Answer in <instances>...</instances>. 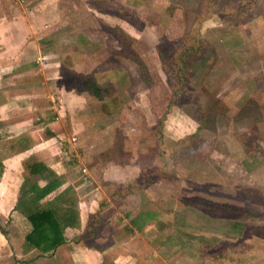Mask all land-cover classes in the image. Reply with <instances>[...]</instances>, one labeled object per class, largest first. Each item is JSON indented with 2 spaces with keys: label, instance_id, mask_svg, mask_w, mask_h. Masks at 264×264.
<instances>
[{
  "label": "rangeland",
  "instance_id": "obj_1",
  "mask_svg": "<svg viewBox=\"0 0 264 264\" xmlns=\"http://www.w3.org/2000/svg\"><path fill=\"white\" fill-rule=\"evenodd\" d=\"M9 1L57 16L55 52L75 53L58 81L106 89L82 93L67 158L81 180L102 152L151 182L162 220L146 237L163 261L151 264H264V0ZM81 28L92 42L79 53Z\"/></svg>",
  "mask_w": 264,
  "mask_h": 264
},
{
  "label": "crops",
  "instance_id": "obj_2",
  "mask_svg": "<svg viewBox=\"0 0 264 264\" xmlns=\"http://www.w3.org/2000/svg\"><path fill=\"white\" fill-rule=\"evenodd\" d=\"M12 8L9 0H0V264L160 262L158 251L151 247L146 234L162 219L160 209L153 210L149 203L154 196L148 189L151 182L143 187L147 178L143 172L133 166L124 169L98 152L93 160L90 154V161L79 163L87 170L85 179L73 175V163L67 158L72 144L69 137L81 130L77 124L80 114L75 117V113L84 114L86 98L83 92L58 81L61 66L75 69L73 62L62 65L66 56L73 60L75 53L69 56L66 52L60 57L55 52L56 35L46 23L57 16L48 13L46 7H29L24 14L15 13ZM124 33L134 38L131 32ZM89 35L83 28L76 30L69 46L82 52L81 48L92 42ZM39 57H43V63H36ZM54 99L63 105L68 121L63 111L62 117L55 119L51 103ZM74 157L79 158L75 153ZM34 166L49 169L60 181L39 204L64 194L77 212L76 224L63 230L64 243L44 254L24 243L30 227L15 210L18 199L29 194L33 185L40 188L45 184L33 179L22 188L24 179L32 178ZM132 220L135 226L131 225Z\"/></svg>",
  "mask_w": 264,
  "mask_h": 264
},
{
  "label": "trees",
  "instance_id": "obj_3",
  "mask_svg": "<svg viewBox=\"0 0 264 264\" xmlns=\"http://www.w3.org/2000/svg\"><path fill=\"white\" fill-rule=\"evenodd\" d=\"M233 9L236 10L237 6L235 5ZM125 21L128 22L131 27L133 26L128 20ZM183 57L184 54L182 53L180 58ZM83 84L86 87L85 89H79L74 85H70L68 88H74L78 92H86L96 100L102 101L103 95L106 94V89H100L95 83L89 80L84 81ZM181 87L182 86L179 83L176 87V96L178 94L177 91L179 92ZM172 103L173 101H169L170 105ZM165 114L166 112H163L157 117L153 132H156V129L162 124ZM2 170L3 166L0 161V177ZM30 173L32 174V178L29 180L24 179L22 188L27 185L26 183L31 184L35 181L33 179L42 180L45 184L40 188L33 185L29 194L22 196V198L20 197V200L18 199V202L15 205V210L24 217L30 227L29 232L24 236V243L28 247L35 248L40 253L44 254L54 250L64 243V238L62 236L63 230L76 224L77 212L74 203L64 194L58 195L48 202L39 204L40 200L53 192L60 185V181L45 167L34 166ZM29 187L30 186L26 189ZM216 208L222 209L229 207L220 204L219 206H216ZM131 225L135 226L133 220L131 221ZM137 230L140 231V228H137Z\"/></svg>",
  "mask_w": 264,
  "mask_h": 264
},
{
  "label": "built area",
  "instance_id": "obj_4",
  "mask_svg": "<svg viewBox=\"0 0 264 264\" xmlns=\"http://www.w3.org/2000/svg\"><path fill=\"white\" fill-rule=\"evenodd\" d=\"M44 59L43 57H39L38 59H36V63H43ZM52 106L54 107V111H55V119H58L59 117H62V105L60 104V101L57 99L51 100ZM69 142L73 143L75 142V139L69 138ZM81 172L85 173V169H81Z\"/></svg>",
  "mask_w": 264,
  "mask_h": 264
}]
</instances>
